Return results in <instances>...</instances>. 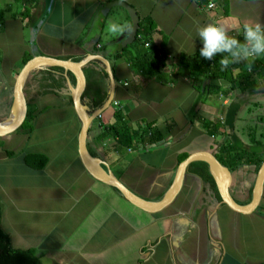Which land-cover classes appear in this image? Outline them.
<instances>
[{
    "label": "crops",
    "instance_id": "0c3cea01",
    "mask_svg": "<svg viewBox=\"0 0 264 264\" xmlns=\"http://www.w3.org/2000/svg\"><path fill=\"white\" fill-rule=\"evenodd\" d=\"M208 2L214 7L206 8ZM122 3L136 11L139 21L150 17L154 23L149 42L158 48L162 62L152 75L140 74L123 57L115 58L131 28ZM4 4L21 10L14 0H0ZM115 5L123 13L119 26L124 30L118 33L109 30L105 19ZM28 8V16L8 17L0 28L1 104H11L24 54L75 61L100 54L110 67L114 65V95L92 121L86 144L130 191L159 201L182 160L197 151L217 152L221 136L208 135L200 120L224 123L238 88L232 84L225 94L201 92L194 85V73L179 63V57L200 51L203 43L197 28L206 23L238 18L242 23L264 24V0H37ZM27 21L35 32V48L31 50L30 43V51L18 57L21 64L8 67L2 37L10 36L13 29L21 32ZM230 34L242 38V33ZM238 65L248 68L247 61ZM99 67L91 65L87 70L107 85L108 94V75L103 79ZM237 73L235 68L233 74ZM62 75L66 78L68 73L63 70ZM36 76L26 83L27 111L29 106L37 116L33 131L26 135L15 130L0 137L1 227L14 248H33L41 264L264 263V185L255 211L242 214L217 202L202 181L186 171L170 204L145 211L87 172L78 156L81 123L73 105L64 94L34 97ZM206 83L228 88L223 79ZM258 90H264V80ZM255 98H264V93L249 96L248 101ZM114 110H120L133 127L151 123L162 140L137 147H124L112 138L96 142L99 123H113ZM38 129L43 136H36ZM27 153H43L46 165L30 167L24 159ZM255 169L254 163L242 161L229 169L233 176L229 193L239 204L251 200Z\"/></svg>",
    "mask_w": 264,
    "mask_h": 264
},
{
    "label": "trees",
    "instance_id": "16d2710c",
    "mask_svg": "<svg viewBox=\"0 0 264 264\" xmlns=\"http://www.w3.org/2000/svg\"><path fill=\"white\" fill-rule=\"evenodd\" d=\"M36 1L14 0V3L23 5L19 11H13L14 9L11 4L0 5V28L8 17L28 16L30 10L28 5L31 6V3ZM153 29L154 23L150 17L140 19L135 40L125 47H120L115 54V58L123 57L124 60L129 62L142 75L149 76L154 74L156 68L162 62V57L158 53V48L150 45L149 42ZM239 38L242 41V38ZM145 42H149V45L145 46ZM130 46H133L134 50H131ZM222 55L226 54L218 53L212 60H207L201 57L200 51H198L192 55L180 56L179 63L194 73V85L201 92L208 91L210 93L225 94L229 91V88H232V84L237 86L239 95L232 102V108L226 116L224 123H221L220 120L210 121L204 118L200 122L205 126L208 135L221 136L218 142L217 152L214 155L222 165L229 167L232 171L233 167L237 166L241 161L243 163H254L257 172L264 159V102L259 98V100L255 98V100L248 101V97L264 93V90H258L261 81L264 80V56H260L251 61V70H249V67H240L238 63L229 64L226 68L222 67L220 64ZM30 57V53L24 54L22 64ZM91 65H96V67L100 65L99 72L103 76L101 74L99 75L105 80L107 77L104 65L99 60H90L83 66V71L84 73L86 72V86L81 96V102L88 106L89 113L99 108L107 98V85L103 86L100 79L94 77L91 69L87 70ZM235 68L238 69L236 75L233 74ZM111 69L114 71L113 64H111ZM63 70L60 66H52L32 71L27 77L23 88L26 101L27 99L29 100L30 94L26 88V83L30 76L37 75L36 77L38 78L35 80L37 92L34 97L46 93L56 95L64 94L69 99V105H72L70 90L66 78L62 75ZM52 71L56 73H52ZM67 73L69 81L72 85H75L74 75L69 71ZM210 79H223L227 83L228 88L224 89L221 84L206 83ZM236 82L237 85H235ZM241 93L248 94V97H243ZM28 103L30 102L28 101ZM243 109L248 113H251L254 109H262V113H257L253 116V119L248 120V123L246 121L247 117L243 118L240 115ZM36 117V114L32 110H29L28 106L26 117L16 131L23 132L26 135L30 134L33 131ZM113 118V123H99L98 132L95 136L96 142L101 143L106 138H112L124 147H137L139 144H151L162 140L158 128L152 126L151 123H144L143 125L137 124L136 127H133L124 118L120 110H114ZM239 121H246L245 126L239 127ZM89 131L90 127L88 133ZM255 133L258 136H255ZM245 134L250 137L249 139L247 138L248 142L245 141ZM89 152L93 154L90 149ZM6 153L12 155L11 152L7 151ZM24 159L27 165L35 169H41L47 163V157L43 153H27ZM187 172L196 175L202 181L203 189L207 193L211 192L217 202L220 201V195L206 162H191L187 167ZM1 212L0 205V264H41L40 256L33 248H14L11 245L9 234L1 227Z\"/></svg>",
    "mask_w": 264,
    "mask_h": 264
},
{
    "label": "water",
    "instance_id": "95a60500",
    "mask_svg": "<svg viewBox=\"0 0 264 264\" xmlns=\"http://www.w3.org/2000/svg\"><path fill=\"white\" fill-rule=\"evenodd\" d=\"M125 7L127 14L131 20V28L126 37L121 41V46L124 47L131 44L136 37L139 16L136 11L128 5L122 3ZM41 22V21H40ZM40 22L37 24L40 25ZM35 33V32H34ZM33 31L31 32V42L33 40ZM99 59L105 65V70L109 79V92L106 100L103 104L92 111L88 112L89 108L81 102V96L86 86V77L83 71V66L90 60ZM60 66L64 69V72H71L75 77V85H72L66 76L68 82V88L70 90V96L75 113L77 114L81 126L77 137V150L78 156L87 170V172L96 178L97 180L107 183L116 188L120 194L135 206L145 211H157L163 208L165 205L170 204L178 193L184 175L187 171L188 165L193 161H204L208 165V170L215 182L217 191L220 195V202L227 205L235 212L242 214H249L257 208L262 194L264 185V159L258 168L252 188L251 200L247 204L237 203L229 193V186L232 182L233 176L228 167L222 165V163L216 158L212 151L203 150L193 152L182 160L176 169L173 181L162 197L161 200L152 202L145 200L132 191H130L122 182L110 171L104 162L96 156H93L86 144L89 127L92 121L99 117L101 112L108 107L114 95V76L110 67L109 61L100 54H89L81 60L62 59L47 55H33L31 56L19 69L12 88V101L9 113L0 119V137L10 134L20 127L27 114V101L23 91L25 81L32 71L40 68ZM105 166L106 169L103 167Z\"/></svg>",
    "mask_w": 264,
    "mask_h": 264
},
{
    "label": "clouds",
    "instance_id": "9594fccd",
    "mask_svg": "<svg viewBox=\"0 0 264 264\" xmlns=\"http://www.w3.org/2000/svg\"><path fill=\"white\" fill-rule=\"evenodd\" d=\"M109 30L118 33L124 29L112 23ZM242 33V41L230 33ZM197 36L203 43L200 56L212 60L216 54L222 55L220 64L226 68L229 64L247 61L251 70V61L264 56V24L261 22H241L238 18H226L209 22L197 28Z\"/></svg>",
    "mask_w": 264,
    "mask_h": 264
},
{
    "label": "rangeland",
    "instance_id": "374dc122",
    "mask_svg": "<svg viewBox=\"0 0 264 264\" xmlns=\"http://www.w3.org/2000/svg\"><path fill=\"white\" fill-rule=\"evenodd\" d=\"M20 7H22L23 5L21 4H18ZM122 9H120L119 6L115 5L113 8H111L109 10V12L107 13V16L105 17L106 19V22L108 25L112 24V23H115L117 25H119V19L122 17ZM41 21V20H40ZM38 21V23L40 22ZM37 23V24H38ZM19 32L18 30H12L11 32V35L8 36V37H2L3 41H5V43L9 44H2L3 47L2 48H5V50L7 51V56H8V60H7V66L8 67H11L12 65H20L21 63L18 61V57L19 55L21 54H24L26 53L27 51H30L28 49V45L31 43V30H30V22L27 21L25 24H24V28L21 29V32ZM35 48V45H32L31 46V50L33 49L34 50ZM0 74H2L0 72ZM257 100H259L257 98ZM260 100H263L262 102H264V98H260ZM10 102L8 103H5V104H1L0 103V119L7 115L10 111ZM262 109L258 110V109H254L251 113H248L246 112L245 109H243L241 112H240V115L243 117V118H246L247 117V120L248 121L249 119H253V116H255L257 113H262L261 111ZM246 121H242V122H238L239 124V127L240 126H245V122ZM249 123V121H248ZM49 130V129H48ZM43 131L41 129H38L36 131V136L37 137H41L43 136ZM59 132V131H58ZM57 133H53L54 136H56ZM255 136H258L257 133H255ZM247 138L249 139L250 137H248L246 134H245V141H247ZM46 139H50L49 136L46 137ZM248 142V141H247ZM39 144V143H37ZM35 147L37 145H34Z\"/></svg>",
    "mask_w": 264,
    "mask_h": 264
},
{
    "label": "built area",
    "instance_id": "2783aa9c",
    "mask_svg": "<svg viewBox=\"0 0 264 264\" xmlns=\"http://www.w3.org/2000/svg\"><path fill=\"white\" fill-rule=\"evenodd\" d=\"M213 7H214V3L213 2H208L207 5H206V8H208V9H211ZM145 45H148V43H145ZM115 104H117V102H115ZM127 150H130V148H127Z\"/></svg>",
    "mask_w": 264,
    "mask_h": 264
},
{
    "label": "flooded vegetation",
    "instance_id": "af4514ba",
    "mask_svg": "<svg viewBox=\"0 0 264 264\" xmlns=\"http://www.w3.org/2000/svg\"><path fill=\"white\" fill-rule=\"evenodd\" d=\"M34 41H35V33H34V37H33V40L31 42V46L34 45ZM34 55V54H33ZM32 56V55H31ZM23 65V64H22Z\"/></svg>",
    "mask_w": 264,
    "mask_h": 264
}]
</instances>
